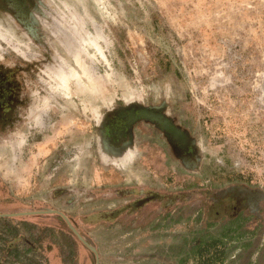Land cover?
I'll return each instance as SVG.
<instances>
[{
  "label": "rangeland",
  "instance_id": "374dc122",
  "mask_svg": "<svg viewBox=\"0 0 264 264\" xmlns=\"http://www.w3.org/2000/svg\"><path fill=\"white\" fill-rule=\"evenodd\" d=\"M28 7L31 35L0 10V69L22 103L0 134L34 96L54 106L15 163L0 151V264H96L69 223L99 264H264V249L243 247L259 234L263 243L264 228L222 235L227 217L214 214L216 193L231 184L264 198V0ZM64 78L67 87L57 86ZM131 104L165 106L194 139L196 168L178 164L145 122L132 155L111 149L106 119ZM46 209L62 211L64 222L29 214ZM259 219L264 202L245 227ZM211 237L216 257L190 250Z\"/></svg>",
  "mask_w": 264,
  "mask_h": 264
},
{
  "label": "flooded vegetation",
  "instance_id": "af4514ba",
  "mask_svg": "<svg viewBox=\"0 0 264 264\" xmlns=\"http://www.w3.org/2000/svg\"><path fill=\"white\" fill-rule=\"evenodd\" d=\"M29 1L31 2V0H0V10L9 12L31 35L32 32H35V26H33L32 13L28 7ZM12 86L6 73L0 69V124L3 125L14 124V118L10 117V112L17 106L19 108V105H22V103H13L16 92ZM106 120V140L107 145L111 149L118 150L122 148L124 154L133 153L131 151L133 150L132 134H137L138 126H140V123L145 122L150 124L156 135L161 136L165 142L164 144L171 148L178 164L182 163V165H186L190 169L196 168L197 158L194 139L176 122L174 117L166 113L165 106L131 104L126 107L117 108ZM216 194L217 197L214 199V205L217 207V210L214 214L219 215L222 213V216L227 217L225 223H220V226L222 225L220 231L222 235L228 234L234 228V232L240 236H252L259 229L264 228V220L262 219H259V223H255L252 229L245 227V223L255 214V207L260 202H264V198L259 190L246 188L239 184H231ZM150 201L151 199H148V197L145 199L140 198L135 201L134 205L141 207L139 205L144 206ZM46 212H51V214H47ZM29 214L39 216L55 215L63 222V218L65 217L62 211L54 209L34 210L29 212ZM4 215L7 214H0V218L5 217ZM259 235H256V241L255 239H251L247 243H244L243 247L249 248V254L250 252L264 249V240L263 243H258V238L261 237ZM218 242L219 240L213 237L208 239L202 238L199 241H195L190 250L192 252H198L199 255H203L206 251H211L212 254L206 257V260H209L219 254Z\"/></svg>",
  "mask_w": 264,
  "mask_h": 264
},
{
  "label": "clouds",
  "instance_id": "9594fccd",
  "mask_svg": "<svg viewBox=\"0 0 264 264\" xmlns=\"http://www.w3.org/2000/svg\"><path fill=\"white\" fill-rule=\"evenodd\" d=\"M53 106L50 100L34 96L32 102L20 111V123L0 134V151L6 155L9 164L23 155L31 135L47 126Z\"/></svg>",
  "mask_w": 264,
  "mask_h": 264
},
{
  "label": "water",
  "instance_id": "95a60500",
  "mask_svg": "<svg viewBox=\"0 0 264 264\" xmlns=\"http://www.w3.org/2000/svg\"><path fill=\"white\" fill-rule=\"evenodd\" d=\"M70 228L73 230V232L79 237V239H81V241H83L86 245H88V247H90V249L93 250L95 257H96V264H99V256L98 253L96 251V249H94L92 246H90L84 239L83 237L77 232V230L71 225V223H69Z\"/></svg>",
  "mask_w": 264,
  "mask_h": 264
},
{
  "label": "bare ground",
  "instance_id": "6f19581e",
  "mask_svg": "<svg viewBox=\"0 0 264 264\" xmlns=\"http://www.w3.org/2000/svg\"><path fill=\"white\" fill-rule=\"evenodd\" d=\"M56 82H57V86H59L61 88H66L67 85H68V82H67V80L65 78L63 80H61V81H59L58 79H56Z\"/></svg>",
  "mask_w": 264,
  "mask_h": 264
}]
</instances>
